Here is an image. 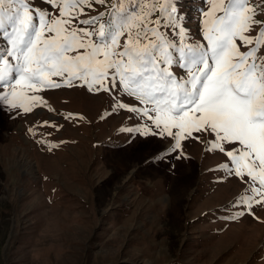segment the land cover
<instances>
[{"label": "rangeland", "instance_id": "1", "mask_svg": "<svg viewBox=\"0 0 264 264\" xmlns=\"http://www.w3.org/2000/svg\"><path fill=\"white\" fill-rule=\"evenodd\" d=\"M211 7L181 0L190 42L203 41ZM30 94L47 103L27 113L0 104V264H264V204L250 215L238 203L248 186L217 168L219 153L188 142L181 158L164 155L169 140L120 131L144 121L112 112L107 92ZM77 160L78 170L59 166Z\"/></svg>", "mask_w": 264, "mask_h": 264}, {"label": "snow or ice", "instance_id": "2", "mask_svg": "<svg viewBox=\"0 0 264 264\" xmlns=\"http://www.w3.org/2000/svg\"><path fill=\"white\" fill-rule=\"evenodd\" d=\"M210 3L203 41L190 42L181 0H0V104L27 113L47 103L30 93L107 92L112 112L144 121L120 131L169 140L164 155L181 158L188 142L219 153L217 168L248 186L238 203L251 215L264 204V4ZM94 5L105 11L81 18Z\"/></svg>", "mask_w": 264, "mask_h": 264}, {"label": "trees", "instance_id": "3", "mask_svg": "<svg viewBox=\"0 0 264 264\" xmlns=\"http://www.w3.org/2000/svg\"><path fill=\"white\" fill-rule=\"evenodd\" d=\"M206 1H210V0H206ZM254 2L256 3V4H264V0H254ZM158 15V13H153V16H152V19H155L156 18V16ZM258 15H259V10H258ZM261 18V17H260ZM93 155H91V157H92ZM91 160H93V159H91ZM76 162H78V160L77 161H74V162H72V163H70V164H62V163H60L59 164V166H64V167H67V168H73V167H75V169L74 170H78L79 168V166L80 165H76ZM81 167H82V165H81ZM109 170H108V168H107V172H108ZM109 173H111L112 174V176L111 177H109L108 176V178H106V180H107V182L106 183H108V185H112L113 184V180H115V173H113V172H109ZM81 174H83V176H84V173H81ZM87 175H88V173H86ZM88 183H90V186H91V184L93 183V182H90V180H89V182ZM117 196H119V193L117 194V195H115V197H114V200H115V202H119L120 200H118L116 197ZM172 264H180V263H172Z\"/></svg>", "mask_w": 264, "mask_h": 264}, {"label": "bare ground", "instance_id": "4", "mask_svg": "<svg viewBox=\"0 0 264 264\" xmlns=\"http://www.w3.org/2000/svg\"><path fill=\"white\" fill-rule=\"evenodd\" d=\"M116 177H117V176H116ZM118 177H119V176H118ZM118 179H119V178H117L116 180L119 181ZM114 181H115V180H114ZM167 200H168V199H167ZM52 215H54V214H52ZM57 233H59V232H57Z\"/></svg>", "mask_w": 264, "mask_h": 264}]
</instances>
